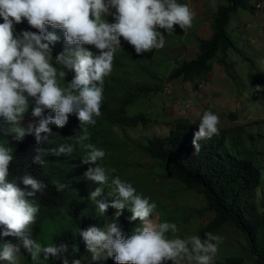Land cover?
<instances>
[{
    "label": "trees",
    "instance_id": "16d2710c",
    "mask_svg": "<svg viewBox=\"0 0 264 264\" xmlns=\"http://www.w3.org/2000/svg\"><path fill=\"white\" fill-rule=\"evenodd\" d=\"M240 9L254 8L249 0H225L224 4L218 6L213 17L212 36L209 39H198L196 57L179 63L169 72L167 80H203L213 71L216 60L221 59L226 64L230 52L237 50V43L229 34L228 27L233 15ZM105 19L110 20V15ZM19 24L23 30L37 31L26 20ZM46 27L59 38L50 45V55L54 66L63 70L61 65L55 64V56L67 47L63 31ZM120 39L125 41L122 37ZM83 47L93 54L99 53L93 45ZM149 52L136 54L131 45L117 49L112 71L104 78L101 114L94 117V124L81 122L74 110L68 114L64 126L58 128L49 125L52 134L39 143L32 134H26L21 141H16L12 135L0 132V143L13 149V160L6 179L15 181L22 189L30 190V186L22 184V177L29 174L44 185L28 198L39 210L26 234H30V238L34 235V240L43 246H58L61 243L68 246L67 252L59 253L56 257L49 255L47 259L41 253L35 261L21 249L25 257L21 264H63V259H67L69 264L78 259L83 264L85 245L80 232L89 226L100 224V227H104L106 219L122 217L123 221L117 226L123 234L130 235L135 231L141 222L129 219L130 204L126 205L119 217L112 207L101 215L96 202L90 197L95 188L101 187L104 190L97 200L110 202L119 199L112 183L116 177L131 182L137 193L156 204V209L168 222L174 218V213L181 212L179 208L169 205L175 199V191L170 189L172 183L200 194L205 198V211L216 213L203 234L217 235L227 225H233L245 237L252 264H264V160L261 159L264 141L258 138L260 135L246 133L245 127L221 128L218 134L202 139L200 151L195 152L192 140L198 130L199 119L178 120L172 124L169 135H153L138 142L128 139L127 134L125 137L116 134V128L126 132L159 123L147 112L132 113V106L159 92L162 86L160 74L163 72L158 65V56L155 52ZM65 71L63 82L67 84L75 73ZM29 99L32 102L27 113L32 116L34 98ZM48 114L55 113L45 108L42 115ZM32 117L38 122V117ZM69 144L73 149L71 153L56 154L61 145ZM88 145L101 147L106 152L104 164L107 180L103 185L84 175L89 167L95 166L84 162L90 152ZM37 155H40V163L34 162ZM147 159H150V165L146 167ZM160 180H165V183L157 190L156 185ZM259 192L262 193L260 203L256 199ZM158 196H161L162 201L158 200ZM65 213L67 226L58 227L57 222ZM4 242L15 243L17 238L5 236L4 240H0V243ZM110 261L115 264L111 258ZM245 263L246 259L241 255H227L225 260L218 259L216 262ZM163 264L172 262L166 261Z\"/></svg>",
    "mask_w": 264,
    "mask_h": 264
},
{
    "label": "clouds",
    "instance_id": "9594fccd",
    "mask_svg": "<svg viewBox=\"0 0 264 264\" xmlns=\"http://www.w3.org/2000/svg\"><path fill=\"white\" fill-rule=\"evenodd\" d=\"M109 15L113 19L106 20ZM194 16L189 4L178 0H0V123L3 125L0 132L12 135L16 141L32 134L39 143L52 134L49 125L64 126L68 114L74 110L81 122L94 124V117L101 114L104 78L112 71L121 43L133 46L136 54L150 53L165 45V37L159 29L173 33L174 25L183 30L190 28ZM24 20L37 31H17L16 25ZM46 26L63 31L67 47L55 56V64L61 65L63 70L54 66L50 55V45L59 38ZM83 45H93L99 53L93 54ZM65 70L75 73L67 84L63 82ZM29 98H34L35 105L31 114L39 119L24 127L20 121L32 102ZM45 108L55 114L42 115ZM219 123L218 114L211 110L203 112L192 140L195 152L200 151L202 139L219 133ZM88 147L90 152L84 162L95 166L89 167L84 175L103 185L107 180L106 152L98 146ZM72 150L71 144L61 145L56 154ZM12 160L13 149L0 143V226H3L0 237L17 238L15 243H0V261L19 264L23 255L21 249L34 261L41 253L47 259L49 255L56 257L67 252L66 244L43 246L26 234L39 210L28 198L44 185L29 174L22 177V184L30 186V190L7 180ZM34 162H41L40 155ZM112 183L119 199L97 200L101 187L90 193L99 213L103 215L112 207L119 217L130 204L129 219H138L141 224L130 235L123 234L114 222L106 227L89 226L82 230L80 236L94 261L111 258L115 264H163L166 261L181 264L187 259L195 264H213L220 236L205 233L204 239L199 235L187 239L169 238V233L177 232V225L165 221L154 202L137 193L131 182L116 177ZM154 209L161 215L159 223L151 219ZM63 264L69 261L63 259ZM71 264L81 262L74 259Z\"/></svg>",
    "mask_w": 264,
    "mask_h": 264
},
{
    "label": "rangeland",
    "instance_id": "374dc122",
    "mask_svg": "<svg viewBox=\"0 0 264 264\" xmlns=\"http://www.w3.org/2000/svg\"><path fill=\"white\" fill-rule=\"evenodd\" d=\"M178 2L189 4L194 11L192 27L183 30L178 25H174L173 33L159 29L165 37V45L151 52L157 54L158 65L163 72L160 74L161 89L141 103L132 106V113L147 112L159 123L149 124L147 127L140 126L126 132L116 128V134L121 137L127 134L128 139L133 142L153 135L166 136L170 134L172 124L178 120H200L205 110H211L220 118L219 129L245 127L246 133L260 135L258 138L264 141V0H249V4L254 9H240L233 15L228 29L237 43V50L230 52L226 64H223L221 59L216 60L213 71L205 79L193 82H186L182 78L169 81L167 77L179 63L196 57L198 39H209L212 36L213 17L218 6L224 4L225 0H178ZM258 3L262 4L261 8L257 7ZM110 17L113 19L111 15ZM16 29L23 30L20 24L16 25ZM126 46L127 42H123L120 48ZM257 86H260L259 89ZM29 123L36 121L26 111L20 124L26 127ZM261 159L264 160V151L261 152ZM149 165L150 159H147L145 166ZM163 183L165 180L158 182L157 190H160ZM170 189L175 191V199L171 200L169 205L179 208L181 212L174 213V218L170 220L177 225V232L169 233V238L187 239L192 235H199L204 239L203 230L215 218L216 213L205 211V198L200 194L174 183L170 185ZM103 190L102 188L101 195ZM256 199L258 203L261 202V192ZM158 200L162 201L161 196H158ZM64 215L58 220V227L67 226V214ZM160 217V213L154 209L151 219L159 223ZM118 219H106L104 227L113 222L119 224L121 218ZM97 227H100V224ZM217 235L221 237V241L213 264H216L218 259L225 260L227 255H241L246 259L245 264H252L245 237L235 226L227 225ZM4 238L0 237V240ZM23 258L25 257L22 255L19 264L22 263ZM0 264H8V262L0 261ZM83 264H111V261L110 258L94 261L91 253L85 248ZM181 264H195V262L185 259Z\"/></svg>",
    "mask_w": 264,
    "mask_h": 264
},
{
    "label": "built area",
    "instance_id": "2783aa9c",
    "mask_svg": "<svg viewBox=\"0 0 264 264\" xmlns=\"http://www.w3.org/2000/svg\"><path fill=\"white\" fill-rule=\"evenodd\" d=\"M261 5H262L261 3H258V4H257V7H258V8H261Z\"/></svg>",
    "mask_w": 264,
    "mask_h": 264
}]
</instances>
